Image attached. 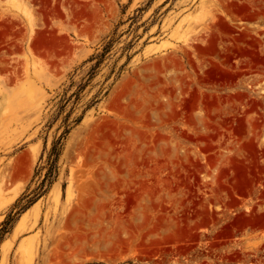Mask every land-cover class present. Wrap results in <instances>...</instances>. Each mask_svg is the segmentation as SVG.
<instances>
[{
    "label": "rangeland",
    "instance_id": "rangeland-1",
    "mask_svg": "<svg viewBox=\"0 0 264 264\" xmlns=\"http://www.w3.org/2000/svg\"><path fill=\"white\" fill-rule=\"evenodd\" d=\"M0 264H264V0H0Z\"/></svg>",
    "mask_w": 264,
    "mask_h": 264
},
{
    "label": "trees",
    "instance_id": "trees-1",
    "mask_svg": "<svg viewBox=\"0 0 264 264\" xmlns=\"http://www.w3.org/2000/svg\"><path fill=\"white\" fill-rule=\"evenodd\" d=\"M82 116V115H81ZM81 116H79V117H77L76 119H75V124L76 123H78L80 120H81ZM68 119V117H65L64 118V123L66 122V120ZM51 124V123H50ZM68 130H69V128L68 129H65L64 130V133H66V132H68ZM57 147V142H53L52 143V146H51V149H50V151H49V153H48V159H52V160H54V158H56L57 156H58V149L56 148Z\"/></svg>",
    "mask_w": 264,
    "mask_h": 264
}]
</instances>
